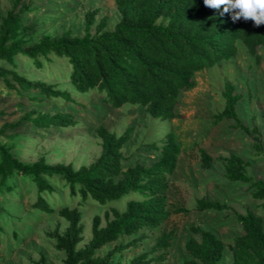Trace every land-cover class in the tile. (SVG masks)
<instances>
[{
	"label": "trees",
	"instance_id": "1",
	"mask_svg": "<svg viewBox=\"0 0 264 264\" xmlns=\"http://www.w3.org/2000/svg\"><path fill=\"white\" fill-rule=\"evenodd\" d=\"M115 4L120 18L112 30L105 29L106 16L96 23L99 9H92L85 13L82 36L66 32L31 44L37 25L26 21L29 2L13 0L11 8L1 18L0 60L13 65L15 57L23 54L41 68L43 60L66 58L71 68L70 82L77 92L95 91L114 108L124 104L141 105L152 118L169 120L177 116L180 92L194 87L196 72L235 56L238 40L250 54H256L257 47L264 45V25L256 27L252 21L243 19L233 22L229 15L221 16L216 10L205 7L203 0H115ZM0 79H4L8 87L25 93L28 103L44 98L77 102L71 90L30 79L14 69L0 66ZM235 89L234 83L226 82L222 92L224 107L214 115L213 124L228 118L236 127L248 131L236 111L242 96ZM28 103L19 102L20 108L27 110L18 120L3 125L0 134H6L7 130L18 134L31 126L69 128L77 122L70 110L37 112ZM131 131L129 127L117 134L99 126L96 132L101 139L100 154L90 164L77 168L72 163L51 164L44 156L30 163L23 162L9 146L0 144L1 181L13 175L29 177L36 186V210L54 212L43 194L52 193L56 183L65 186L70 198H78L80 205L93 201L107 206L126 199L123 209L111 207L105 212L104 225L100 215L93 217L91 238L83 247H78L83 240L81 211L69 206L57 211L68 225L64 232L54 231L49 236L55 240V248L64 253V264H116L114 255L134 245L135 239L115 245L104 255H99L98 250L145 228H158L170 217L166 196L168 176L176 170L180 154L175 132L170 130L148 144L156 152L150 162L137 159L131 163L123 152ZM252 131L255 134L253 155H264L257 127ZM200 157L202 166L211 165L212 156L203 148ZM224 163V177L231 182L249 183L250 197L260 200L264 206V179H256L248 172L249 162L233 153L224 157ZM195 207L219 211L228 208L225 203L208 198L198 199ZM2 211L0 204V214ZM233 212L243 230V234L234 239L233 264H250L251 261L264 264L262 216L253 210ZM190 233L185 243L189 258L183 264H218L225 251L223 240L200 226H191ZM173 235V231L161 233L151 250L134 256L127 264L162 262L163 253L152 254L167 249Z\"/></svg>",
	"mask_w": 264,
	"mask_h": 264
},
{
	"label": "rangeland",
	"instance_id": "2",
	"mask_svg": "<svg viewBox=\"0 0 264 264\" xmlns=\"http://www.w3.org/2000/svg\"><path fill=\"white\" fill-rule=\"evenodd\" d=\"M30 8L26 21L37 25V32L31 44H37L45 37L54 39L63 33L82 36L85 32V13L99 9L98 23L104 16L108 19L106 30H112L119 20L115 0H26ZM13 0H0L1 18L11 8ZM95 29H92L94 33ZM12 65L0 60V66L14 69L33 80H43L57 88L74 93L76 103L61 99H42L28 103L25 93L7 86L0 79V128L6 123L18 120L27 109H21L24 101L35 107L37 112L55 113L72 111L77 119L69 128L51 126L30 128L12 134H0V144L11 148L14 155L23 162H33L44 156L51 164L72 163L76 168L93 162L101 151V139L97 128L101 125L117 134L131 127L130 138L123 147L130 162L137 159L150 162L156 152L148 147L152 141L162 138L173 130L180 146L178 164L168 176L166 191L167 208L170 217L158 228L142 231L119 238L98 250L104 255L115 245L137 242L114 255L116 264H127L134 256L151 250L157 237L163 232L173 231V240L167 249L156 251L152 256L164 254L162 262L153 264H183L189 256L185 243L191 226H200L216 233L225 244L223 258L218 264H233L234 239L243 234L233 211L241 213L253 210L264 220V206L260 200L250 197V184L231 182L224 177V157L237 154L249 162L248 172L256 179H264V155L254 156L253 142L257 127L264 150V45L258 46L256 54H250L245 44L237 41V53L213 67L195 73L194 87L180 92L176 106L177 116L169 120L152 118L141 105L124 104L114 108L106 104L95 91L77 92L70 82L71 68L66 58L54 57L43 60L41 68L27 56L15 57ZM226 82L235 84V91L242 97L236 105L241 123L248 131L235 126L224 118L213 124L214 115L224 107L222 95ZM212 156L208 167L201 164L200 149ZM54 208V212H43L34 208L36 186L23 175L0 179V264H64L63 252L55 248V240L49 233L65 231L68 223L57 211L64 206L77 207L82 213L83 240L78 247L88 244L91 238L93 217L100 215L105 224V212L111 207L123 209L126 199L119 203L101 206L93 201L80 205L78 198L71 199L68 189L56 183L52 193L43 194ZM200 198L218 200L228 208L224 210H198L195 205ZM184 210H177V209ZM250 264H256L251 261Z\"/></svg>",
	"mask_w": 264,
	"mask_h": 264
},
{
	"label": "clouds",
	"instance_id": "3",
	"mask_svg": "<svg viewBox=\"0 0 264 264\" xmlns=\"http://www.w3.org/2000/svg\"><path fill=\"white\" fill-rule=\"evenodd\" d=\"M204 6L221 16L229 15L233 22L243 19L254 26L264 25V0H203Z\"/></svg>",
	"mask_w": 264,
	"mask_h": 264
}]
</instances>
